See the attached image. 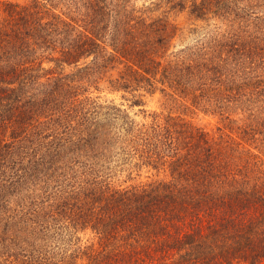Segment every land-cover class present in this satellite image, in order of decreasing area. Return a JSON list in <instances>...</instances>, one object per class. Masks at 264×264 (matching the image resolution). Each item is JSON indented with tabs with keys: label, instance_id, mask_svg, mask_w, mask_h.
Segmentation results:
<instances>
[{
	"label": "trees",
	"instance_id": "trees-1",
	"mask_svg": "<svg viewBox=\"0 0 264 264\" xmlns=\"http://www.w3.org/2000/svg\"><path fill=\"white\" fill-rule=\"evenodd\" d=\"M0 264H264V0H0Z\"/></svg>",
	"mask_w": 264,
	"mask_h": 264
},
{
	"label": "rangeland",
	"instance_id": "rangeland-1",
	"mask_svg": "<svg viewBox=\"0 0 264 264\" xmlns=\"http://www.w3.org/2000/svg\"><path fill=\"white\" fill-rule=\"evenodd\" d=\"M176 19L177 22L184 27L181 39L178 40L181 45L180 48L192 47L196 45L197 42L202 39V36L206 31L213 30L214 28L211 23L194 22L186 13L178 15ZM101 96L103 101L106 97H108L110 101H113L116 105L126 109L138 122H148L152 119L151 113L167 112L171 108L170 105L165 104V100L160 94L147 97V99H145L146 103L143 106H132L131 101L125 99L121 93H103ZM199 116L200 117L196 120H199V123L202 125L211 129L217 126V118L215 119L209 116H203V114ZM142 171L143 173L136 179L138 182L149 181L150 179L157 178L155 171H149L147 168H144Z\"/></svg>",
	"mask_w": 264,
	"mask_h": 264
}]
</instances>
